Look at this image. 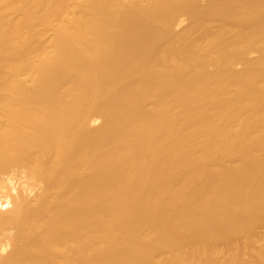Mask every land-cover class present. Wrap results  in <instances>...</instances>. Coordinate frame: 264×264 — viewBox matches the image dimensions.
I'll return each instance as SVG.
<instances>
[{"label": "bare ground", "instance_id": "obj_1", "mask_svg": "<svg viewBox=\"0 0 264 264\" xmlns=\"http://www.w3.org/2000/svg\"><path fill=\"white\" fill-rule=\"evenodd\" d=\"M0 264H264V0H0Z\"/></svg>", "mask_w": 264, "mask_h": 264}]
</instances>
